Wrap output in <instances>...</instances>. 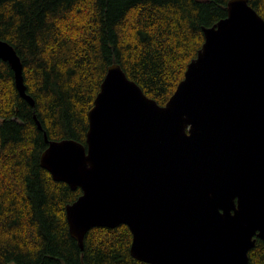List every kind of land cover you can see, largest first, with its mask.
Returning <instances> with one entry per match:
<instances>
[{
  "label": "water",
  "instance_id": "1",
  "mask_svg": "<svg viewBox=\"0 0 264 264\" xmlns=\"http://www.w3.org/2000/svg\"><path fill=\"white\" fill-rule=\"evenodd\" d=\"M203 30L166 104L112 63L86 144L46 135L41 165L82 189L66 207L82 248L93 227L121 224L132 256L152 264H249L264 241V18L249 0H229L227 16ZM0 58L35 106L21 57L3 39Z\"/></svg>",
  "mask_w": 264,
  "mask_h": 264
},
{
  "label": "trees",
  "instance_id": "2",
  "mask_svg": "<svg viewBox=\"0 0 264 264\" xmlns=\"http://www.w3.org/2000/svg\"><path fill=\"white\" fill-rule=\"evenodd\" d=\"M229 0H0V39L23 62V98L0 58V264H152L130 252L126 224L96 226L84 247L66 207L82 193L40 162L49 140L86 144L88 113L109 65L166 104L205 41L204 27L228 14ZM264 18V0H249ZM38 121L42 128L39 127ZM249 264H264L257 239Z\"/></svg>",
  "mask_w": 264,
  "mask_h": 264
}]
</instances>
